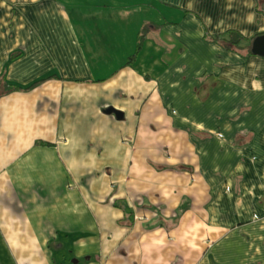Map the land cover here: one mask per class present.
<instances>
[{"label": "crops", "instance_id": "crops-1", "mask_svg": "<svg viewBox=\"0 0 264 264\" xmlns=\"http://www.w3.org/2000/svg\"><path fill=\"white\" fill-rule=\"evenodd\" d=\"M262 5L0 0V264H264Z\"/></svg>", "mask_w": 264, "mask_h": 264}, {"label": "trees", "instance_id": "trees-1", "mask_svg": "<svg viewBox=\"0 0 264 264\" xmlns=\"http://www.w3.org/2000/svg\"><path fill=\"white\" fill-rule=\"evenodd\" d=\"M262 8H264V5H262ZM208 39L215 42V43H218L220 46H222L226 49L236 50V51L238 49H240V47L242 46V43L245 41L244 35L237 30H229L224 34H217L214 36L208 35ZM21 55H22V52L18 51L16 53L12 54L11 57H12V59H15V58L20 57ZM133 57H131V58H133ZM48 77L40 78V79L34 81L33 83L29 84L28 86H22V85H18V84H14V83L13 84L7 83L6 88H7V91L27 90V89L33 88L36 85L42 83V81H44Z\"/></svg>", "mask_w": 264, "mask_h": 264}, {"label": "water", "instance_id": "water-1", "mask_svg": "<svg viewBox=\"0 0 264 264\" xmlns=\"http://www.w3.org/2000/svg\"><path fill=\"white\" fill-rule=\"evenodd\" d=\"M252 52L253 54L264 56V34L254 38ZM117 113L119 114V112Z\"/></svg>", "mask_w": 264, "mask_h": 264}]
</instances>
